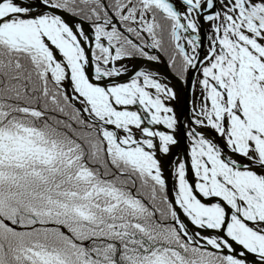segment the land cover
I'll return each instance as SVG.
<instances>
[{"label":"snow or ice","instance_id":"obj_1","mask_svg":"<svg viewBox=\"0 0 264 264\" xmlns=\"http://www.w3.org/2000/svg\"><path fill=\"white\" fill-rule=\"evenodd\" d=\"M0 264H264V0H0Z\"/></svg>","mask_w":264,"mask_h":264}]
</instances>
